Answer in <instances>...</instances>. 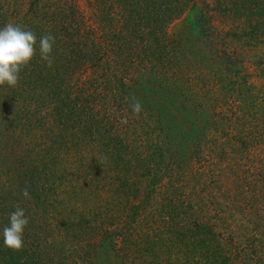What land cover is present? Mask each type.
I'll return each instance as SVG.
<instances>
[{
	"label": "trees",
	"instance_id": "trees-1",
	"mask_svg": "<svg viewBox=\"0 0 264 264\" xmlns=\"http://www.w3.org/2000/svg\"><path fill=\"white\" fill-rule=\"evenodd\" d=\"M196 1L0 0V27L37 36L0 86V264H98L117 242L142 255L126 253L138 227L160 255L183 248L167 264H264V0H200L171 32Z\"/></svg>",
	"mask_w": 264,
	"mask_h": 264
},
{
	"label": "clouds",
	"instance_id": "clouds-1",
	"mask_svg": "<svg viewBox=\"0 0 264 264\" xmlns=\"http://www.w3.org/2000/svg\"><path fill=\"white\" fill-rule=\"evenodd\" d=\"M55 37L45 33L39 38L40 59L52 67V56ZM37 53V36L19 24L7 23L0 27V86L8 85L16 87L20 80V72L29 66ZM131 108L134 114L142 111L141 103L133 98ZM23 196L28 197L27 189L23 190ZM29 223V218L21 207H16L9 214V224L2 230L3 244L13 252H19L24 247V230Z\"/></svg>",
	"mask_w": 264,
	"mask_h": 264
},
{
	"label": "rangeland",
	"instance_id": "rangeland-1",
	"mask_svg": "<svg viewBox=\"0 0 264 264\" xmlns=\"http://www.w3.org/2000/svg\"><path fill=\"white\" fill-rule=\"evenodd\" d=\"M79 1L82 2L83 0H79ZM207 1L210 2V0ZM200 5H201L200 0H197L195 2V5L188 8V10L186 9L181 16H179L174 20L173 22L174 24L171 26L170 31L175 33L178 32V30H180L184 26H187L189 28L191 26V23L193 22L194 16L198 12L199 7H201ZM58 95H60V92H58ZM198 165L199 164L197 163L196 166ZM144 231L145 228L142 229L141 227H138L136 231H134L133 233L131 232V240L134 243V245H128L126 247L128 248L126 253L129 250H131L132 246H135L141 249V251H144L145 252L144 254L142 255L138 253L125 254L124 253L125 251L122 246L126 244L117 242L116 247L113 249L109 246H103L99 248L95 254V258H94L95 262H97L98 264H112L110 262L117 264L118 261L122 262L123 260H125V262L127 263L126 260L129 261V259L131 258H133L134 264H167V262L171 258H174L173 263L179 262L176 261L175 256L180 258V255L184 254V250L182 247L175 248L173 246L174 243H171V245H165V247H161L162 251L160 255L159 249L153 247L152 243H154V241H149ZM143 241L145 242L142 243ZM118 247H120V250L117 249ZM113 250L115 252H113ZM186 250H188V248H186ZM186 256L188 257L190 255L186 253Z\"/></svg>",
	"mask_w": 264,
	"mask_h": 264
}]
</instances>
